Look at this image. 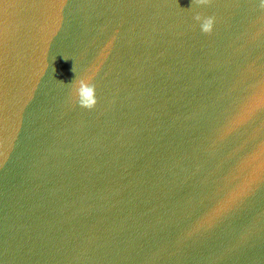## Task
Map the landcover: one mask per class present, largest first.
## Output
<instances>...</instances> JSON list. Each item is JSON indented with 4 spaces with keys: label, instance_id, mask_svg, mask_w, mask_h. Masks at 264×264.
Returning a JSON list of instances; mask_svg holds the SVG:
<instances>
[{
    "label": "water",
    "instance_id": "water-1",
    "mask_svg": "<svg viewBox=\"0 0 264 264\" xmlns=\"http://www.w3.org/2000/svg\"><path fill=\"white\" fill-rule=\"evenodd\" d=\"M194 4L0 0L4 264H264V9Z\"/></svg>",
    "mask_w": 264,
    "mask_h": 264
},
{
    "label": "clouds",
    "instance_id": "clouds-1",
    "mask_svg": "<svg viewBox=\"0 0 264 264\" xmlns=\"http://www.w3.org/2000/svg\"><path fill=\"white\" fill-rule=\"evenodd\" d=\"M208 3L209 0H195V4L192 7L194 9L193 20L198 24L202 33H211L217 20L214 13L205 14L203 11L195 10ZM256 3L259 8L264 9V0H256ZM71 96L76 104L86 109L94 108L98 101L95 84L87 76H81L72 82Z\"/></svg>",
    "mask_w": 264,
    "mask_h": 264
},
{
    "label": "snow or ice",
    "instance_id": "snow-or-ice-1",
    "mask_svg": "<svg viewBox=\"0 0 264 264\" xmlns=\"http://www.w3.org/2000/svg\"><path fill=\"white\" fill-rule=\"evenodd\" d=\"M253 107H264V103L257 106H251L245 110L244 113L240 114L235 122H241L247 118L248 114L252 111ZM231 131V125L226 126L224 132ZM264 150V149H262ZM4 155V154H0ZM251 192V183L246 182L245 184L238 186L232 191L228 192L223 198L218 200L214 206L209 208L207 212L200 218L196 223L192 231H196L200 228H211L218 218L229 212L230 209L243 197L249 195ZM0 264H4V261L0 259Z\"/></svg>",
    "mask_w": 264,
    "mask_h": 264
}]
</instances>
